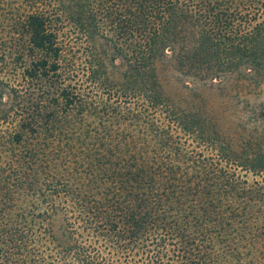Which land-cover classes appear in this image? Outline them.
I'll use <instances>...</instances> for the list:
<instances>
[{"label":"trees","instance_id":"1","mask_svg":"<svg viewBox=\"0 0 264 264\" xmlns=\"http://www.w3.org/2000/svg\"><path fill=\"white\" fill-rule=\"evenodd\" d=\"M0 25V264H264V118L235 140L158 75L264 84V0H0Z\"/></svg>","mask_w":264,"mask_h":264},{"label":"rangeland","instance_id":"2","mask_svg":"<svg viewBox=\"0 0 264 264\" xmlns=\"http://www.w3.org/2000/svg\"><path fill=\"white\" fill-rule=\"evenodd\" d=\"M3 32L0 25V42ZM14 66L17 67L0 62V77L9 78L3 71ZM158 75L166 95L176 107L205 112L235 140L254 132L259 125L258 120L264 118V84L258 87L249 81L233 78L220 85H202L182 77L169 62L158 65ZM4 100L9 103L10 98L4 97ZM8 103L0 105V114L13 109ZM5 130L6 123L0 118V134Z\"/></svg>","mask_w":264,"mask_h":264}]
</instances>
